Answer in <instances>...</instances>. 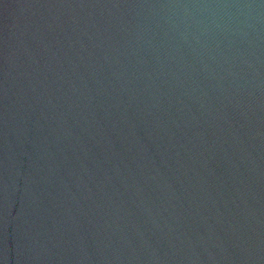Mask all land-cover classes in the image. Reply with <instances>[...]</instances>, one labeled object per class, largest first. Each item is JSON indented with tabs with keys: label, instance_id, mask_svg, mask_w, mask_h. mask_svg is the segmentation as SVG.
<instances>
[{
	"label": "water",
	"instance_id": "1",
	"mask_svg": "<svg viewBox=\"0 0 264 264\" xmlns=\"http://www.w3.org/2000/svg\"><path fill=\"white\" fill-rule=\"evenodd\" d=\"M0 264H264V0H0Z\"/></svg>",
	"mask_w": 264,
	"mask_h": 264
}]
</instances>
